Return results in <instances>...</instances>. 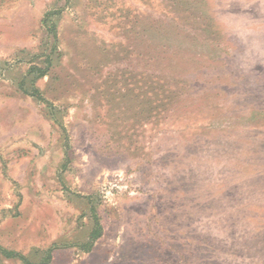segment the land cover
<instances>
[{
  "label": "rangeland",
  "instance_id": "1",
  "mask_svg": "<svg viewBox=\"0 0 264 264\" xmlns=\"http://www.w3.org/2000/svg\"><path fill=\"white\" fill-rule=\"evenodd\" d=\"M0 248L264 264V0H0Z\"/></svg>",
  "mask_w": 264,
  "mask_h": 264
},
{
  "label": "trees",
  "instance_id": "2",
  "mask_svg": "<svg viewBox=\"0 0 264 264\" xmlns=\"http://www.w3.org/2000/svg\"><path fill=\"white\" fill-rule=\"evenodd\" d=\"M40 71V76H44L46 74V69L45 70H42V69H39ZM34 95H37V93H35ZM39 97H41L39 95ZM93 237H98V235H92ZM95 239V238H94ZM91 244V243H90ZM91 246V245H90ZM89 250V249H88ZM0 251L6 256V257H9V258H20V259H25L23 255L19 254V253H16V252H9L8 250H5L4 248H0ZM51 251H53V249L51 248L49 251H48V257H47V260H45V262L43 264H46V263H49L50 262V259H51Z\"/></svg>",
  "mask_w": 264,
  "mask_h": 264
}]
</instances>
